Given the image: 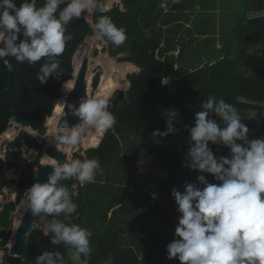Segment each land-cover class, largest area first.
<instances>
[{"label": "trees", "instance_id": "1", "mask_svg": "<svg viewBox=\"0 0 264 264\" xmlns=\"http://www.w3.org/2000/svg\"><path fill=\"white\" fill-rule=\"evenodd\" d=\"M228 1L231 0L224 2ZM43 3L44 0H36L37 7L43 6ZM123 3L124 11L114 5L107 13L95 11L92 19L95 24L100 15H109L118 26L126 29L128 39L123 45L116 47L104 38L107 45L103 50L112 56L131 52V56L119 59L135 63L140 71L127 75L130 101L124 99L125 90L122 89L115 90L111 97L110 111L117 120L114 128L104 132L101 140V133H98L95 144L91 146H96L100 140L99 145L86 150L85 156L79 152L73 155V159L98 157L106 178L98 172L94 182L83 186L75 178L60 183L69 188L78 204V215L73 214L72 222L92 233V252L87 264H181L178 258L169 259L167 252V245L176 238L175 228L181 216L172 192L174 189L183 192L188 183L203 187L199 183V175H205L210 183H220L212 174L185 167L190 147L188 128L195 125V113L201 110V103L209 96L224 99L239 110L241 119L250 129V140L264 138V123L255 135L252 124L245 116L250 108L263 109L264 66L254 63L249 74L243 69L246 57L253 56L251 49H260L259 53L264 57V14L255 15L264 12V0H244V5L236 0L232 15H236L238 20L235 19L230 33L231 40L236 43L229 44L227 40L224 44H228L222 42L221 47L207 44L214 48L210 53L198 48L196 51L195 47L188 48L184 43L192 31H203L199 27H186L193 19L194 27L197 21H201L191 17L195 0H181L178 4L168 0L167 12L159 7L160 0H123ZM90 27V22L83 16L68 24L67 33L72 35V39L63 55L57 57L60 61L58 72L61 74L51 76L45 84L37 80L44 59L29 65L8 57L13 65L11 72L0 61V93L13 79L12 91L0 104V136L14 121L16 110L26 109L25 117L32 119L33 127L42 130L62 96L63 84L73 78V57L86 38L85 34H79V30ZM141 45L143 54L136 59L132 55L138 52ZM194 52H197L195 59L187 61L185 57ZM94 54L98 55V49ZM207 55L210 60L202 63V58ZM181 60H186L185 68L181 66ZM107 61H98L104 68L100 83L104 95H109L115 87H125L124 73L130 67L128 64L127 69L123 68L125 65L118 64L108 55ZM196 62L199 64L195 65ZM176 66L179 67L176 69ZM114 72L119 74L118 81ZM92 77L91 72L90 88ZM98 82L99 74L95 77V88ZM170 109L178 112L173 121L177 131L167 136L152 135L156 129H166ZM211 118L223 127L219 116L213 114ZM23 143L27 145L26 155L19 150ZM7 146L5 164L19 175L16 181L11 182L16 186L20 201L32 186L37 169L42 164L45 142H40L34 134L22 129ZM209 146L217 157H230L227 146L212 142ZM141 152L153 157L154 167L160 176L150 168L145 172L139 171ZM67 159L65 154L61 163ZM141 174L144 178L142 184L139 180ZM75 184H78V189ZM16 206V202L9 201L3 205L0 214V249L5 252H9L8 242ZM145 218L148 220H143ZM53 250L62 254L65 264H85L83 256L80 260L73 259L69 246L52 244L50 236H45L39 227H35L28 237V253L24 262L36 264L38 255Z\"/></svg>", "mask_w": 264, "mask_h": 264}, {"label": "clouds", "instance_id": "2", "mask_svg": "<svg viewBox=\"0 0 264 264\" xmlns=\"http://www.w3.org/2000/svg\"><path fill=\"white\" fill-rule=\"evenodd\" d=\"M180 2L172 0L174 4ZM113 6L112 2L100 0H44L43 6L37 7L36 0H24L17 7L15 0H0V61L11 72L13 65L8 57L29 65L44 59L37 80L45 84L51 76L61 74L57 57L63 55L72 39L67 33L68 24L82 16L87 19L94 11L107 13ZM115 6L125 10L123 0H115ZM159 7L167 12L168 0H160ZM93 34L106 38L116 47L128 39L126 29L109 15L98 17ZM64 88L73 89L67 82ZM110 106L111 97L107 94L82 98L79 107L74 109L70 106L82 122L74 127L65 125L67 130L54 136L56 146L77 147L86 133L83 125L98 133L113 129L117 120ZM177 113L170 109L166 129H156L152 135L167 136L176 132L173 121ZM213 114L221 118L223 127L211 118ZM188 131L190 147L185 167L212 174L220 183H210L205 175H199L203 187L188 183L183 192L173 190L181 216L175 228L176 238L167 245L168 258H178L181 264H264V138L250 140V129L237 107L214 96L201 103V110L195 113V125ZM209 142L230 148V157H217ZM141 155L146 162L142 164L153 171V157L146 152ZM53 166L48 181L29 187L22 204L25 212L31 210L44 221L43 234L50 236L52 244L69 246L73 259L80 260L83 256L87 264L92 252V233L72 222L73 214L78 215V204L74 194L60 182L72 178L81 186L94 182L97 173H103L100 160L69 156L65 162ZM36 264H65V260L58 251H46L37 256Z\"/></svg>", "mask_w": 264, "mask_h": 264}, {"label": "rangeland", "instance_id": "3", "mask_svg": "<svg viewBox=\"0 0 264 264\" xmlns=\"http://www.w3.org/2000/svg\"><path fill=\"white\" fill-rule=\"evenodd\" d=\"M224 1H226V0H195V3L193 4V7L195 9L193 12H191V17L192 18L196 17V18L201 19V21L196 22V27L201 28L204 21L208 22V24L210 25V31L212 32V34L210 33L207 36L201 35L200 38L198 39L196 37L195 32L192 31L190 33L189 37L185 38L186 40L184 42L185 45H188L187 46L188 48H191L194 45H196L197 43H199L195 47L196 51L198 48V49H201L203 52L207 51L208 53H210L214 50L212 45H214V47H220L221 43L223 42V44H224L227 40H228V42L230 41L229 44H235L236 43L235 40H231V38H230V33H231L232 29H234L233 27L235 24V19L238 20L236 15H232L233 11H234L233 7L235 8L236 0L228 1L229 2L228 5L225 4ZM237 1L244 5V0H237ZM100 2L101 3L112 2L113 5H115V0H100ZM232 3H234V4L230 10V12H231V15H230V13L228 12L229 10H227V8L229 6H231ZM190 11H189V13H190ZM94 12L87 16V21L90 22L91 26H94V22L92 19ZM263 14H264V12H259V13H256L255 15H263ZM251 15H253V14H251ZM191 21L188 24H186V27L191 26L192 28H194V22H193L194 19ZM91 39H93L92 40L93 42L89 41ZM201 40H203V41H201ZM86 41H85L86 43H84V44H87V48L85 51H86V54L88 53L89 56L91 57L89 67H91L93 64L92 69L90 70V72H92V76H93L91 83H90L92 86V88H91L92 97L97 96V95H104L103 93H101L102 89H101V85H100L101 77H102V74L104 72V68L101 64L98 65L97 62L99 60H101L103 63L108 62L107 61V53L108 52L102 51L103 47L106 46L107 43L104 40V38H100L96 35L93 36L92 38H88ZM207 44L208 45L212 44V45L208 46ZM227 44L228 43H226L224 45H227ZM96 48H98V55L94 54V51ZM79 51L76 54L77 56H80V55H78ZM178 52H179V49L176 51V54H178ZM108 55H109V53H108ZM196 55H197V52H194L193 55H191L190 57H185V59L187 61H189L191 58L195 59ZM109 56L118 64L122 63L123 65H125V66H122L123 68L127 69V66H129L128 64H130L129 69H127L124 73L125 79H126L125 87L121 86V85H120L121 88L115 87L114 90L109 94V96L112 97L113 92L115 90H117V89L127 90L129 88L130 80L128 79L127 75L129 73H138L140 70V67L135 65L131 61L121 62L119 57H123L124 56L123 54H120L119 56H112V55H109ZM83 57H84V52L79 57L78 61H82ZM200 58H201V56H199V59ZM186 60H181L182 61L181 66L183 68H185ZM205 60L206 61L210 60L208 55L205 56L204 58H202L201 62L204 63ZM76 63L74 66H76ZM254 63H256V64L258 63V64L264 66V57L260 53H257V52H255L253 54V56L252 55L247 56L245 59V63L243 64V69H245L247 71L246 73H248V74L251 73L250 70H251V67ZM197 64H199V63L196 62L195 65H197ZM77 66H78V64H77ZM98 74H99V82H98L97 88H95L94 87V81H95L96 75H98ZM114 78L118 81L119 80V74L114 72ZM242 100H244V99H242ZM263 104H264V101L261 103V105H263ZM245 116L247 119V113ZM57 122H58V119H53L51 121L48 118L46 120V123H48V125H49V134H47L46 136L42 135L40 130L37 131L31 127L25 128V127H22L21 124L16 123V122H12L11 125L9 126V128H7V130L10 129V130H12V133H14L12 136H10V137L5 136L7 130L0 136V157L3 158L2 159L3 161L0 164V189H1V191H0V203L5 204L9 201H14L16 203L19 202L17 199V194H16V186L14 184H12V182H11L12 180L16 181L19 178V175L17 174V171H15L14 169L8 168L5 164V154L8 150L7 145L9 144V142L13 141L17 137L20 130L23 129V130H27L28 132L34 134L40 142L43 141V142H45V145H46L49 142L47 137L49 136V140L51 137L54 138V134L58 131ZM83 126L86 128V133L83 136L82 140L84 138L88 137V135L90 133L94 134L95 136H98V132L94 128H88L86 125H83ZM103 134H104V132L101 133L100 140H101ZM82 140L77 147H75V148L71 147L70 149L68 148V149L64 150L65 154L67 155L68 158H69V156H71V158H73V155L76 152H79L85 156L86 150H88L91 147H96L100 143V140H99V143L96 146H91V145L95 144V142L90 143V144H88V143L83 144ZM60 146H63V145H60ZM26 148H27V145L23 143L22 146L19 148V150L22 152V154L26 155ZM44 156H45V152L42 153L41 163H45ZM141 160L142 161L140 162V166H138V169L141 172H145L146 170H148V165L142 164V163H146V162H144V160L142 158H141ZM153 171L158 175V172L154 167H153ZM139 180H140L141 184L144 182L143 174H141V176L139 177ZM74 187L78 189V184H75ZM77 189H75L76 192H77ZM25 198H27V193L25 195ZM16 213H17V206H16V210L13 213L14 222L16 219ZM48 218L51 219L50 217H48ZM143 220L146 221L148 219L145 218ZM14 222H13V224H14ZM43 226H44V221L39 216H37V219L35 221V227H39L43 230ZM12 232H13V228H12ZM11 236H12V234H11ZM10 239H11V237H10ZM8 247H9V242H8ZM8 254H9V252H5L4 250L0 249V264H6V256Z\"/></svg>", "mask_w": 264, "mask_h": 264}, {"label": "water", "instance_id": "4", "mask_svg": "<svg viewBox=\"0 0 264 264\" xmlns=\"http://www.w3.org/2000/svg\"><path fill=\"white\" fill-rule=\"evenodd\" d=\"M23 2L24 0H15L17 7H20L23 4ZM79 34L80 35L85 34L86 38L84 42L78 47V49L74 54L73 66L75 65L76 54L80 50L81 46L87 42L86 40L88 39L87 38L88 35L93 34V27L91 26L90 28L79 30ZM92 40L93 39L89 41ZM142 54H143V46L141 45L138 52L133 54L132 56L136 59H139L142 56ZM123 55L127 57L131 56V52L129 51L125 52L123 53ZM89 66H90V56L87 53L84 55L82 61L79 64V69L77 71V74L76 71L74 70L73 78L75 77V81L72 87L73 89L69 91L65 96V105L60 115V118L57 122L58 131L56 132V134L67 130L65 128V125H69V127H74L82 122V118L72 113L70 106H72L73 109L75 107H79L82 98L86 99L91 96L88 86V73L90 68ZM12 87H13V79H11L7 83L6 88L0 93V104L2 100L5 99L7 95L12 91ZM124 99L130 101V94L126 90L124 92ZM25 114H26V109L21 111L16 110L14 121L16 123L21 124L22 127L25 128L31 127L35 130H38L37 126L35 127L32 126V119L30 117L26 118ZM48 132H49V128H48V124L46 123L41 130V134L46 136ZM44 152L46 155L50 156L54 160V162H47L41 164V166L37 169L33 184L36 182H41V183L47 182L50 174L54 171L53 165L61 163L65 156L64 150L58 148L55 144H51L49 142L48 144H46L44 148ZM2 159L3 158L0 157V164L3 161ZM103 178H106V172L103 173ZM3 205H4L3 203H0V214L3 210ZM36 219L37 216L33 215L31 210L25 212V205H24L21 215V221L15 232L16 243L13 246H9V254L6 256V264H25L24 256H26V254L28 253V237L35 228ZM52 252H55V250H53Z\"/></svg>", "mask_w": 264, "mask_h": 264}, {"label": "bare ground", "instance_id": "5", "mask_svg": "<svg viewBox=\"0 0 264 264\" xmlns=\"http://www.w3.org/2000/svg\"><path fill=\"white\" fill-rule=\"evenodd\" d=\"M93 27V26H92ZM93 36H95L94 34H90V35H88V38H92ZM90 42H93V41H90ZM89 42V43H90ZM86 48H87V44H84V45H82L81 46V48H80V51H79V54L78 55H80L81 56V54H83V52L86 54ZM107 55H108V53H107ZM80 56H75V63L78 61V59H79V57ZM108 57L110 58V56L108 55ZM79 62V63H78ZM77 63H76V66H74V70L76 71V74H77V71H78V69H79V64H80V62L81 61H78ZM77 64H78V66H77ZM97 64H99V62H97ZM92 66H93V64H92ZM92 66L89 68V73H88V80H90V74H91V72H90V70L92 69ZM76 74H75V76H76ZM74 81H75V77L74 78H72V79H70V80H68V81H66L67 82V84H68V86L69 87H73V84H74ZM65 82V83H66ZM64 83V84H65ZM64 84H63V97L61 96L60 98H59V100L57 101V104H56V106H55V108H54V112H53V114L51 115V116H49L48 118H49V120H53V119H58L59 120V118H60V115H61V113H62V110H63V108H64V105H65V96H66V94L69 92V91H66L65 90V88H64ZM88 85H89V81H88ZM89 91H90V93H91V88L89 87ZM91 95V94H90ZM92 97V96H91ZM48 124V123H47ZM29 128V127H28ZM48 128H49V125H48ZM14 133H12V130H10V129H8L7 131H6V134H5V136H7V137H10V136H12ZM48 134H49V132H48ZM56 134V133H55ZM55 134H54V136H55ZM47 139H48V141H49V143H51V144H55V145H57V143H56V140L53 138V137H51L50 138V140H49V136L47 137ZM96 139H97V136H95L94 134H89L88 135V137H86V138H84L83 140H82V143L84 144V143H88V144H90V143H93V142H95L96 141ZM53 142V143H52ZM59 148L60 149H62V150H65V149H70L71 147H65V146H59ZM44 161H45V163L46 162H54V160L50 157V156H48V155H46L45 154V156H44ZM15 198V197H14ZM22 201H26V198L24 197L23 199H21L18 203H17V213H16V219H15V222H14V224H13V232H12V236H11V239H10V241H9V246H12V245H14L15 243H16V237H15V232H16V230H17V227H18V225L20 224V221H21V215H22V211H23V208H24V205L22 204Z\"/></svg>", "mask_w": 264, "mask_h": 264}, {"label": "built area", "instance_id": "6", "mask_svg": "<svg viewBox=\"0 0 264 264\" xmlns=\"http://www.w3.org/2000/svg\"><path fill=\"white\" fill-rule=\"evenodd\" d=\"M262 106V110L259 108H250L247 112V119L252 124L255 135L258 134L260 125L264 123V104Z\"/></svg>", "mask_w": 264, "mask_h": 264}, {"label": "crops", "instance_id": "7", "mask_svg": "<svg viewBox=\"0 0 264 264\" xmlns=\"http://www.w3.org/2000/svg\"><path fill=\"white\" fill-rule=\"evenodd\" d=\"M225 4H229V3H227V2H224ZM233 4L234 3H232V5L231 6H229L228 8H227V10H229L228 12L230 13V15H231V12H230V10H231V8L233 7ZM233 9H235L234 7H233ZM206 25H208V26H206ZM200 28V27H199ZM193 29H197V27H194ZM200 29H202L203 31H201V32H199V31H197V30H194V32H195V34H196V37L199 39L200 38V36L201 35H203V36H207L208 34H212V32L210 31V25L208 24V22H206V21H204L203 22V26L200 28ZM212 30V29H211ZM209 40V39H208ZM201 41H203V40H201ZM206 41V40H205ZM197 44H199V43H197ZM197 44L196 45H194L193 47H196L197 46ZM221 47V46H220ZM177 51V50H176ZM259 51H260V49H258V48H253V49H251L250 50V52H251V54H254L255 52H257V53H259ZM176 67H179V66H176ZM190 70H192V69H190ZM245 100V99H244Z\"/></svg>", "mask_w": 264, "mask_h": 264}]
</instances>
